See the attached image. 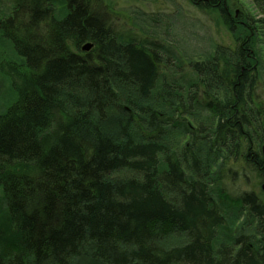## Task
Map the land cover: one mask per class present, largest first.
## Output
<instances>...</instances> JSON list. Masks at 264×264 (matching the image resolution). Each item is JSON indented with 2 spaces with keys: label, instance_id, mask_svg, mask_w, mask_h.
<instances>
[{
  "label": "trees",
  "instance_id": "trees-1",
  "mask_svg": "<svg viewBox=\"0 0 264 264\" xmlns=\"http://www.w3.org/2000/svg\"><path fill=\"white\" fill-rule=\"evenodd\" d=\"M116 1L0 0V264H264V0Z\"/></svg>",
  "mask_w": 264,
  "mask_h": 264
},
{
  "label": "rangeland",
  "instance_id": "rangeland-1",
  "mask_svg": "<svg viewBox=\"0 0 264 264\" xmlns=\"http://www.w3.org/2000/svg\"><path fill=\"white\" fill-rule=\"evenodd\" d=\"M132 1V0H131ZM175 2V7L182 10L185 14V20L183 15L178 11H172L170 18L167 20L172 24L181 23L183 25V35L185 40L193 46H202L207 43L210 39H214L218 42H227L228 35L225 30L217 28L207 17L195 10L191 5H189L185 0H173ZM247 4L250 3L249 0H244ZM133 2V1H132ZM116 7L120 9L127 10L129 5L125 2L119 0L116 1ZM173 6L171 2H166L165 0H155L148 5V10L151 12L165 13L172 10ZM121 22H128L127 20L121 19ZM232 192L236 195L250 189L243 183L239 182L233 186Z\"/></svg>",
  "mask_w": 264,
  "mask_h": 264
},
{
  "label": "water",
  "instance_id": "water-1",
  "mask_svg": "<svg viewBox=\"0 0 264 264\" xmlns=\"http://www.w3.org/2000/svg\"><path fill=\"white\" fill-rule=\"evenodd\" d=\"M91 47H92L91 44L85 45V46H84V50L87 51V50H89Z\"/></svg>",
  "mask_w": 264,
  "mask_h": 264
}]
</instances>
